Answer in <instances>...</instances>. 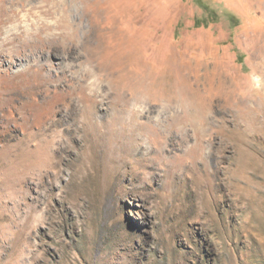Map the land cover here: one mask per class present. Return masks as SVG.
Here are the masks:
<instances>
[{
  "label": "rangeland",
  "instance_id": "374dc122",
  "mask_svg": "<svg viewBox=\"0 0 264 264\" xmlns=\"http://www.w3.org/2000/svg\"><path fill=\"white\" fill-rule=\"evenodd\" d=\"M0 264H264V0H0Z\"/></svg>",
  "mask_w": 264,
  "mask_h": 264
},
{
  "label": "bare ground",
  "instance_id": "6f19581e",
  "mask_svg": "<svg viewBox=\"0 0 264 264\" xmlns=\"http://www.w3.org/2000/svg\"><path fill=\"white\" fill-rule=\"evenodd\" d=\"M60 113H61V116H62V111H60ZM79 114H80V111H78V109H75V110H72L71 113L64 112L63 116H65V117H68L69 116V117H71L74 120V117L76 115H79Z\"/></svg>",
  "mask_w": 264,
  "mask_h": 264
},
{
  "label": "trees",
  "instance_id": "16d2710c",
  "mask_svg": "<svg viewBox=\"0 0 264 264\" xmlns=\"http://www.w3.org/2000/svg\"><path fill=\"white\" fill-rule=\"evenodd\" d=\"M203 6L206 8V9H208V6L207 5H205V4H203ZM209 10V9H208ZM211 11V17H212V19H214V17H215V14L212 12V10H210ZM200 20H195V22H194V24L195 25H200ZM205 24H206V22H205Z\"/></svg>",
  "mask_w": 264,
  "mask_h": 264
}]
</instances>
